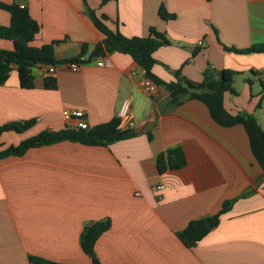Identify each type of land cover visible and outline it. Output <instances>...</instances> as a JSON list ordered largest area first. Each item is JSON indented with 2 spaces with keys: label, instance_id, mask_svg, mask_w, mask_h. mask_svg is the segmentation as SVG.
Listing matches in <instances>:
<instances>
[{
  "label": "crops",
  "instance_id": "1",
  "mask_svg": "<svg viewBox=\"0 0 264 264\" xmlns=\"http://www.w3.org/2000/svg\"><path fill=\"white\" fill-rule=\"evenodd\" d=\"M29 9L41 27L33 45L56 43V88H47L45 67L34 88H24L15 67L0 85V128L35 120L22 133L2 132L4 147L18 145L66 121L64 110H83L91 126L119 118L126 99L136 126L129 138L109 146L69 140L0 160V264H33L31 256L67 264H92L81 245L85 227L105 219L110 229L95 244L100 264H264V170L253 157L242 125L223 127L208 106L181 93L174 101L164 86L148 93L142 67L118 51L83 63L74 72L64 62L95 50L104 35L86 14L84 0H0ZM112 31L147 38L165 33L169 45L154 54L152 75L166 84L177 72L192 83L207 68L238 73L236 94L226 92L231 115L253 114L264 129V53H233L264 44V0H86ZM165 6L172 20L160 17ZM0 8V25H10ZM201 42L202 44H199ZM0 49L14 43L0 39ZM92 56V54H91ZM255 72H252V71ZM251 78L252 84L247 80ZM170 153L176 167L161 174L158 155ZM158 185L164 186L163 190ZM218 225L193 248L178 233L209 219L224 201L246 191Z\"/></svg>",
  "mask_w": 264,
  "mask_h": 264
},
{
  "label": "trees",
  "instance_id": "2",
  "mask_svg": "<svg viewBox=\"0 0 264 264\" xmlns=\"http://www.w3.org/2000/svg\"><path fill=\"white\" fill-rule=\"evenodd\" d=\"M112 0H103V4H107ZM86 7V14L93 22V25L105 36L101 43L97 44L92 56L84 62L91 61L94 58L102 59L113 51H118L122 54H127L133 57L134 61L147 72V75L154 80L157 85L164 86L171 96L175 99L181 94L186 93L188 100H199L208 106V111L211 118L223 127H234L242 125L247 130L250 140L252 153L254 159L264 170V129L259 124L258 120L253 114L239 113L231 115L224 104V94L232 92L236 94L234 89L235 76L238 74L232 70L224 69L221 71L207 68L204 72V79L200 83H192L181 77V72H177V82L166 84L164 81L152 75L151 71L156 63L154 57L155 52L163 45H169L166 34L157 31L155 28L151 29V34L147 38L133 37L128 38L119 31H112L105 23L106 17H99L98 13L92 9L84 0ZM0 8L9 11L11 15L10 25H0V39H8L14 43V49L8 51L7 49H0V85L7 82L10 78L11 72L16 67L20 75V83L24 88H34V80L36 79L35 70L39 67L56 66L61 61L55 57V45L52 42L41 47H36L33 42L36 36L40 33V25L31 18L29 9L18 4H5L0 2ZM160 17L165 20H172L176 17L170 14L165 6H161ZM224 48L233 53H264V44L252 45L246 49H235L233 47ZM87 49L84 48L82 55L78 58H72L69 61L78 62L81 58H85ZM252 72H255L254 70ZM255 75H263L261 73H254ZM252 84V79L247 80ZM47 88L55 89L56 82L52 76H48L46 83ZM264 87V79L262 80ZM264 89V88H263ZM177 104L181 103L179 100ZM36 123L35 120L24 121L18 123H10L3 125L0 128L2 132L15 131L22 133L30 129ZM120 119L114 118L111 121L98 125L90 126L89 129H76L72 126H67L65 129L58 132L49 130L43 131L38 135L29 139H24L18 145L4 147V143L0 142V160L11 156H23L30 149L42 147L45 145H53L62 141L78 142L90 146H109L116 141L119 142L133 135L132 131L121 132ZM170 153L166 156L162 153L158 155L157 165L161 174L168 169L176 167L177 165L170 162ZM252 192L250 190L243 193L241 196L224 201L221 210L209 218L212 227L218 225L221 217L229 212L237 200L247 197ZM111 227V220L105 219L95 223H90L85 227L82 235L81 245L83 250L92 258V264H100L99 259L95 254V244L101 236L107 232ZM212 228H209L206 219H197L191 221L188 226L178 233L183 244L188 248H193L202 239H204ZM30 262L33 264H67L58 263L45 260V258L31 256Z\"/></svg>",
  "mask_w": 264,
  "mask_h": 264
},
{
  "label": "built area",
  "instance_id": "3",
  "mask_svg": "<svg viewBox=\"0 0 264 264\" xmlns=\"http://www.w3.org/2000/svg\"><path fill=\"white\" fill-rule=\"evenodd\" d=\"M199 44H202L199 42ZM85 58H81L78 62L75 61H66L64 62V65L69 67L71 70H74V72H77L80 70L81 66L83 65ZM98 66L103 67L107 63L104 59H101L98 61ZM46 72L48 75H53L56 72V66H48L45 67ZM142 74L144 76V89L148 93H152L157 89V83L152 80L148 75L145 70L142 69ZM132 105V100L131 99H126L123 104L121 105L119 109V119H120V126L118 129L121 132H126V131H131L133 128L136 126V120L133 116V112L131 109ZM63 117L66 121L71 122L72 120L75 121L74 124H71L72 128L76 129H89L91 124L87 119V113L83 110H64L62 112ZM48 130L52 132V127L48 126ZM158 189L163 190L164 186L158 185Z\"/></svg>",
  "mask_w": 264,
  "mask_h": 264
},
{
  "label": "water",
  "instance_id": "4",
  "mask_svg": "<svg viewBox=\"0 0 264 264\" xmlns=\"http://www.w3.org/2000/svg\"><path fill=\"white\" fill-rule=\"evenodd\" d=\"M91 54H92V50H90L87 55L85 56V60H88L91 58ZM211 220L207 219L206 223L208 225L209 228H212V223L210 222Z\"/></svg>",
  "mask_w": 264,
  "mask_h": 264
}]
</instances>
